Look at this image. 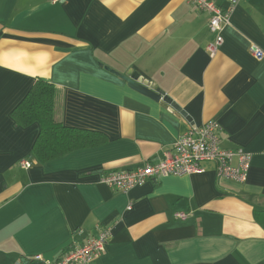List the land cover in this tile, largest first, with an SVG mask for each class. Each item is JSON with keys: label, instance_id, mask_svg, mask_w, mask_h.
Masks as SVG:
<instances>
[{"label": "crops", "instance_id": "obj_1", "mask_svg": "<svg viewBox=\"0 0 264 264\" xmlns=\"http://www.w3.org/2000/svg\"><path fill=\"white\" fill-rule=\"evenodd\" d=\"M209 20L188 0H0V264L56 263L105 227L96 264H264L253 215L264 210V58L252 52H264V0H240L214 55ZM130 72L192 122L130 86ZM38 80L54 86L57 121L103 142L39 162L40 124L15 116ZM211 121L222 148L251 155L244 184L218 179L211 163L127 194L101 183L158 163Z\"/></svg>", "mask_w": 264, "mask_h": 264}, {"label": "built area", "instance_id": "obj_2", "mask_svg": "<svg viewBox=\"0 0 264 264\" xmlns=\"http://www.w3.org/2000/svg\"><path fill=\"white\" fill-rule=\"evenodd\" d=\"M51 1L57 3L59 0ZM188 1L198 10L210 14L209 30L216 38L209 46V52L214 55L223 43L221 33L229 24L234 8L238 6L240 0H222L226 3L225 8L216 0ZM252 52L257 60L264 58V52L257 47H253ZM221 133L222 127L215 121L191 129L177 140L173 150L158 163L135 169L110 171L102 175L101 183L113 191L127 194L148 181L160 177H187L204 173L205 165L211 163L215 165L218 179L244 184L251 167V155L240 148H222ZM31 164L28 160L20 162L25 169ZM176 217L186 219L187 214L178 213ZM111 236L112 228H101L97 237L89 238L81 246L74 245L56 263L45 261L40 255L31 258L44 264H96Z\"/></svg>", "mask_w": 264, "mask_h": 264}, {"label": "trees", "instance_id": "obj_3", "mask_svg": "<svg viewBox=\"0 0 264 264\" xmlns=\"http://www.w3.org/2000/svg\"><path fill=\"white\" fill-rule=\"evenodd\" d=\"M54 99L53 84L38 80L33 90L15 111V116L21 123L40 124V134L34 152L41 163L103 142V137L99 133L67 127L57 121ZM253 215L255 221L264 229V210L255 209ZM26 261V264L40 263L31 257Z\"/></svg>", "mask_w": 264, "mask_h": 264}, {"label": "water", "instance_id": "obj_4", "mask_svg": "<svg viewBox=\"0 0 264 264\" xmlns=\"http://www.w3.org/2000/svg\"><path fill=\"white\" fill-rule=\"evenodd\" d=\"M121 77L128 82L130 86H132L134 89L139 91L140 93L149 96L157 101L162 100L163 103H165L167 106L171 107L172 109L176 110L178 113L182 114L185 119L191 121V118L188 117V115L182 111L177 105H175L172 101L166 97L165 93L156 87L155 84L145 80L143 77H140L138 74L134 73H128V75H124Z\"/></svg>", "mask_w": 264, "mask_h": 264}]
</instances>
